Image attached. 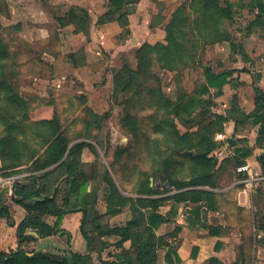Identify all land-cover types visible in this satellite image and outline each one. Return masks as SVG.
Segmentation results:
<instances>
[{
    "label": "crops",
    "instance_id": "crops-1",
    "mask_svg": "<svg viewBox=\"0 0 264 264\" xmlns=\"http://www.w3.org/2000/svg\"><path fill=\"white\" fill-rule=\"evenodd\" d=\"M192 1L129 0V3L123 9L108 15L110 10L113 9L110 0H75L77 4L83 5L90 15L91 36L84 46L83 63L80 62L79 55L74 56L78 52L76 47L72 51L73 56L68 58L67 65L61 64L59 59L55 63V74L62 79L59 85H55L56 91L66 92L68 99L74 102H78V99H83L82 96H84L86 98L85 103L94 110L95 114L105 116L103 119L105 127L115 116V118H119L118 128L123 131V135L125 134L124 131L129 134L122 126V114H118L116 111L110 114L105 113L109 110V104L114 95L115 73L125 67L136 70L138 51L147 43L156 44L163 41L165 35L163 25L182 3ZM236 1L232 0L234 4L236 3L235 13L232 20L227 22V32L231 35L232 42L238 45V48L233 50L230 41L216 42L206 46L207 49H212L211 53L215 58L224 56L223 62L230 61V64L233 65L229 69L221 68L219 71L211 67L216 73L227 70L233 71V75L223 88L221 96H214L215 89L211 90L212 101L215 104L227 102L226 109L225 112L212 111V113L210 112L211 107H207L204 118L198 117L202 110L197 112L198 121L207 120L215 114L229 118V115L233 113V108L249 115L256 108V89L264 93V24L252 26V22L258 15V10L239 9ZM158 4L164 8L162 16L166 20L153 29L155 20L157 21L156 17L160 14ZM130 5L133 7V13L127 11V7ZM123 15H126L129 22L126 28H123L119 22L120 17ZM101 18L103 20L100 22ZM208 53L209 50L206 54ZM257 57H262L261 63ZM253 75L258 81L253 80ZM203 80L205 82L204 74ZM209 96L207 95L204 98L208 99ZM51 105L42 108L54 109V101L51 102ZM40 115H42L40 118L50 120L54 116V111H45L44 113L42 111ZM236 116L238 120H242V116L238 114L229 118L223 123V130L216 133L214 137V141L220 145L215 153L216 167L213 171L216 187L197 186L177 190L167 184H162L160 180L150 177V187L157 188L160 191L159 194L146 196L128 193L126 187L123 190L120 186L109 166V162L105 160L104 156L108 150V143L107 141L102 143L101 137L98 139V134L103 132L101 125L99 130L93 131L92 139L86 138L74 141L70 147L81 141L89 144L83 149L79 161L83 165L81 166L83 172L90 177L86 192L91 193L97 185L98 197L95 209L101 217L99 221L101 229L124 226L135 219L139 213L133 209L132 203H128L116 215L109 213L107 184L101 182V177L92 180L96 176L94 167L97 163L101 165V168L109 170L123 196L134 200L139 198H166L160 207V213L164 216L165 222L155 230V234L162 237L164 241V245L157 249L156 264H169L166 261L169 249H174L178 254L181 259L179 264H212L211 260L213 258L218 259L222 264H264V163L260 161V158L264 157V145L259 146L257 144L261 123L254 124L251 120L237 122ZM212 119L215 118L212 117ZM111 126L115 131L112 134L117 135L119 133L118 129L113 126V123H111ZM63 130L67 133L68 128L63 127ZM108 135H111V133L105 131L106 138ZM126 139L127 137L124 135L122 142L125 143ZM128 146L129 144L121 148ZM238 162L242 163L238 164ZM149 163L150 161L148 165ZM246 163L250 164L259 174V178L253 182L251 187L246 183L247 175L238 172V168ZM30 175L32 174H19L22 180H16L13 185V178L0 177V194L3 195L2 205L8 207L9 204L6 199L11 196L8 194L9 190L13 191L16 183H23V179L25 180ZM190 180V177H185L186 182H190ZM52 183L55 185V175L52 178ZM58 185V199L60 200L68 188L64 177H61ZM165 189H169V191L164 192ZM192 189L215 194L216 202L213 206L206 201H187L177 204L168 199L175 193ZM54 193L55 188L51 189L49 194L52 196ZM71 200L75 205L77 197L72 196ZM11 203V206L8 207L10 218L7 219L3 216L0 219V252H10L17 249V228L28 216V212L23 206L16 204L14 201ZM196 207L200 209L201 213L200 224L196 222L193 215ZM141 212L146 223L142 227H135V231L143 230L144 227L149 226L148 220L152 213L151 209L141 208ZM84 213L79 208V210L66 214L60 227L63 231L57 236H52L48 241H44V243L55 244V237H58L59 240L66 241L63 244L64 249L88 255L89 261L87 264H105L117 261V255L122 252L123 248L126 250L131 248V240L124 242L123 248H119L116 245L120 240L119 236L103 235L100 237L97 233L91 232L93 226L90 222L86 223L85 226V230L90 231L91 241L89 243L81 231V221ZM44 220L53 226L57 218L51 215L46 216ZM103 243H107V247L101 250ZM194 248L197 249V254L193 258ZM44 251L49 253L59 252L51 247ZM172 260L177 264L175 256H172Z\"/></svg>",
    "mask_w": 264,
    "mask_h": 264
},
{
    "label": "trees",
    "instance_id": "trees-1",
    "mask_svg": "<svg viewBox=\"0 0 264 264\" xmlns=\"http://www.w3.org/2000/svg\"><path fill=\"white\" fill-rule=\"evenodd\" d=\"M110 1L113 9L110 10L108 15L123 9L129 3V0ZM236 2L239 9L258 10V15L252 22V26L264 24L263 0H237ZM235 4L232 0H193L192 2H185V5L181 6L173 14L171 21L166 26L168 44L166 46L145 44L137 53L138 66L136 70L125 67L115 73L113 99L118 100L119 103L123 101V105L129 102L134 103L135 100L129 98L132 88H148L152 90L158 88L159 96H162L160 84L157 81L152 82L154 85L148 86V84H140L138 81L140 77H136L140 71H143L142 61L148 54H155L159 57L163 54L162 56L166 62H162V64L168 66V70H175L177 68L185 69L187 64H192L191 60L195 59L194 57L197 53L199 54V51L216 42L230 41L232 49L236 50L238 45L232 42L231 35L227 32V22L233 18ZM184 7L187 9L186 12L189 18L182 16L184 14ZM102 20L101 18L99 21L101 22ZM185 20L189 22L192 38L183 44L181 41L183 39L182 23ZM89 22L91 24V18H89ZM119 22L123 28H126L129 23L126 15L121 16ZM189 43L190 46H188ZM187 46L188 48L190 47L189 51ZM185 56H189V58ZM203 74L205 82L201 83L194 94L183 98L178 104H175L171 111V115L177 117L179 121L190 118L191 122L188 123L189 125L195 123L196 130L192 131L188 129L182 132L181 129H173L170 120H167L168 127H165L166 124L160 129L156 127L157 133L163 134L166 137L165 140L171 143L169 150L165 148L152 149L148 145L145 139V136L148 135V127L143 124L144 119L139 118L137 112L124 111L122 114V126L131 134L133 139L128 147H120L115 150V159L109 162V166L115 177L118 174L116 167H119L118 169L123 171L126 168L128 170L132 168V172L135 170L132 175H129L134 176L135 173L137 175L133 183L134 194L153 196L160 193L157 188L150 187V177L160 180L162 184H167L177 190L197 186L216 187L213 171L216 167L215 153L220 145L214 141V137L216 133L223 130V123L236 114L242 116V120H238L236 116L237 122L251 120L254 124L261 123L257 144L259 146L264 145V93L259 89H256V108L251 114H243L237 111V108H233V113L229 115V118L215 114L207 120L198 121V117L204 118L207 113L206 108L210 107V101L204 99V97L207 95L212 96V89H215L214 96H221L223 88L233 75V71L227 70L216 73L208 66L204 67ZM120 90L124 94V98L119 97ZM150 92L155 93V91ZM20 100L23 111L28 113L30 109L28 101L25 98H21ZM201 110L202 113H199L197 117V112ZM88 114L89 117L84 130L86 138L90 139L93 138V131L99 130L101 127V122L105 116H99L92 110H89ZM212 117L215 119L213 120ZM148 120L149 118L146 119V121ZM35 126L36 133L44 136V144L41 150H34L22 139L12 137L2 144L3 148L0 150V159L3 161V170L5 171L3 176L7 178L12 177L16 174V171L18 172L17 175L21 174L18 171V168L21 166H29L28 174H32L26 177L23 183H16L14 185L13 201L23 206L28 212V216L17 228V249L10 252L1 251L0 264H87L89 261L88 255H82L69 249L49 253L42 250L39 246V243H44V241H48L52 236H57L61 233L63 230L60 227L64 216L70 212L79 210V208L85 212L81 221V231L89 243L91 241L89 236L90 231L85 230L86 223L88 222L93 226L91 232L97 233L100 237L103 235L119 236L120 240L116 243L119 248H123L124 242L128 240L132 241L130 249L126 250L123 248L122 252L117 255V261L105 264H156L157 249L164 245V241L162 237H158L155 234V230L165 222L164 216L160 213V207L166 198H139L134 200L133 198L123 196L109 170L101 168V165L97 163L95 164L96 167H94V174L96 176L92 180H97L101 177V182L107 184L109 213L112 215L120 213L121 209L128 203H132L133 209L139 213L135 219L129 221L124 226L101 229L102 227L99 222L101 217L95 209L98 197L96 191L97 185L94 188L95 191L93 190L91 193L86 192V186L90 177L83 172L81 167L83 165L79 161L83 149L89 146V144L81 141L70 147L74 141L80 138L70 140L66 131L63 130L60 119L56 115L51 120H42L35 123ZM172 144H175V148H173ZM140 148L143 149V152H145V148L148 154L153 152L154 157L160 158L159 160H155L156 158L153 161L151 160V166L149 164L148 167H151L150 170H142L143 168H140L138 164L130 166V161H127V159L138 156L137 153ZM168 152L170 154L167 155L166 153ZM184 152H191L192 154L185 155ZM106 153H108V150ZM96 154L98 155V153ZM124 155L126 156L122 159ZM5 161L10 162V164H6ZM260 161L264 163V157H261ZM241 163L238 162V164ZM54 175L55 185L52 183ZM186 176L190 177V182L185 181ZM61 177H64L68 188L59 200L58 183L61 181ZM120 186L123 190L125 189L124 185L120 184ZM53 188H55V193L50 196L49 193ZM167 191L169 189L164 190V192ZM72 196L77 197L75 205L71 200ZM2 198L3 195L0 194V219L3 216L9 219V210L8 207L2 205ZM168 199L173 200L177 204L187 201H206L213 206L216 202L215 194L195 189L175 193ZM141 208L151 209L152 213L148 220L149 226L144 227L143 230L135 231V227H142L146 223ZM51 215L57 218L53 226L44 220L46 216ZM193 215L196 222L200 224L201 213L198 207L194 208ZM30 232H37L39 238ZM31 245H34L35 248L29 249L28 247ZM106 247L107 243H103L101 250H104ZM196 254L197 249L194 248L192 253L193 258L196 257ZM172 256H175L177 264L181 263V259L174 249L168 250L166 256L167 263L175 264ZM211 263L222 264L216 258H213Z\"/></svg>",
    "mask_w": 264,
    "mask_h": 264
},
{
    "label": "rangeland",
    "instance_id": "rangeland-1",
    "mask_svg": "<svg viewBox=\"0 0 264 264\" xmlns=\"http://www.w3.org/2000/svg\"><path fill=\"white\" fill-rule=\"evenodd\" d=\"M184 5L185 3L181 4V6ZM158 7L160 14L156 17L157 21L153 22V29L166 20L162 16L164 8L160 4H158ZM183 10L184 14L182 16L189 18L186 12L187 9L184 7ZM85 14H89L86 8L83 5L77 4L75 0H0V150L3 148L2 144L11 137L22 139L34 150H41L44 144V136L36 133L35 123L47 120L40 118L42 111L43 113L45 111H54L52 119L55 118V115L58 116L62 127L68 128L67 134L70 140L78 138L81 140L86 139L84 129L89 117L88 112L89 110H94L87 106L84 96H82L83 99L80 98L78 102H74L68 99L66 92L62 90L57 92L55 87V85H59V82L62 81L61 77L55 74V63L58 59L61 64L67 65L69 62L68 58L73 56L72 51L76 47L78 52L74 56L79 55L80 62H84L82 58L84 46L91 36L90 15L86 16ZM172 17L173 15L163 25L165 29L163 41L149 45L166 46L168 44L166 26ZM182 26L183 39L181 41L185 44L187 40H191L192 33L189 22L185 20ZM188 46H190V43ZM188 46L187 49L189 51L190 47L188 48ZM208 50L209 53L206 54ZM211 50L205 47L199 51V54L195 55L194 60H191L192 64H187L185 69L177 68L175 70H168L169 67L162 64V62H166L162 56L163 54L160 57L155 54H148L142 61L143 71H140L136 77H140V80H138L140 84H148V86L154 85L152 82L157 81L160 84L162 96H159V90L156 86H154L156 90L132 88L129 98L134 99V103L129 102L130 105L126 102L127 104L123 105L122 100L119 103L112 96L109 110L105 113L110 114L113 111H116L118 114H123L124 111L137 112L138 117L144 119L143 124L148 127V135L145 136L148 145L152 149L165 148L169 150L171 143L165 140L166 137L163 134L161 135L156 131L157 128H163L164 124H166L165 127H168L167 120L171 121L173 129H181L182 132L188 129L194 131L197 128L194 126L195 123L189 125L188 122H191L190 118L179 121L177 117L171 115L175 104H178L180 100L197 91L204 81V67H213L214 70L219 71L221 68L229 69L233 66L230 64V61L223 62L224 56L215 58ZM193 53L195 54L194 51ZM258 58L261 63L262 57ZM252 78L258 81V79L254 78V75ZM150 91H155V93ZM119 97L124 98L121 90ZM21 98H25L29 103L30 109L28 113H25L21 107ZM208 100L210 101V112H225L227 102L215 104L212 101V96H209ZM52 101L55 104L54 109L42 108L44 106H52ZM148 118L149 122L146 121ZM111 123L118 129L119 133L117 135L112 134L115 131H113ZM118 125L119 118H115V116L112 117V120L109 121L106 127L103 121L101 123L103 132L102 134H98V139L101 137L102 143H106V141L108 143V153L106 155L104 153L107 162L114 161L115 150L131 144L133 139L131 134H127L124 131L127 139L123 143V131L118 128ZM105 131L111 133L107 138ZM172 146L175 148V144H172ZM144 151L140 148L137 153L138 156L127 159V161H130V166L138 164L140 168H143L142 170L151 169V167H147L149 166L148 162L150 161L149 164L151 166V160L153 161L156 157L153 156V152L148 154L145 148ZM159 159L156 158L155 160ZM5 162L6 164H10L8 161ZM3 168L4 164L0 159V177L5 178L3 176L5 172ZM28 168L29 166H21L18 168V171L21 175L23 173L28 174ZM116 171L118 174L115 178H117L119 184L124 185L128 193H133V183L137 175L136 173L134 176L129 175H132L135 170L132 172V168L130 170L126 168L123 171L116 167ZM17 173L16 171V174L11 178L21 181L22 178ZM23 181L25 180L23 179ZM10 197H6L8 199L5 198L9 204L8 207L11 206V202L13 201L12 197ZM60 241L58 237H55L54 243L57 245L55 247L64 249L63 244L66 241ZM28 248L33 249L35 246L31 245Z\"/></svg>",
    "mask_w": 264,
    "mask_h": 264
},
{
    "label": "built area",
    "instance_id": "built-area-1",
    "mask_svg": "<svg viewBox=\"0 0 264 264\" xmlns=\"http://www.w3.org/2000/svg\"><path fill=\"white\" fill-rule=\"evenodd\" d=\"M238 172L245 173L247 175L246 183L249 187L253 186V182H255L259 178V174L248 163L239 167ZM15 182H16V179H13L12 184H14ZM9 194L12 196L13 191L9 190Z\"/></svg>",
    "mask_w": 264,
    "mask_h": 264
},
{
    "label": "water",
    "instance_id": "water-1",
    "mask_svg": "<svg viewBox=\"0 0 264 264\" xmlns=\"http://www.w3.org/2000/svg\"><path fill=\"white\" fill-rule=\"evenodd\" d=\"M127 11L129 13H133V7L130 5L129 7H127ZM185 155H191L192 153L191 152H184ZM32 235H34L35 237L39 238V235L37 232H30ZM39 246L41 249L43 250H46L48 249L49 247L53 248V249H56L58 251H62L63 249L61 248H56L53 244H49V243H39ZM65 251V250H64Z\"/></svg>",
    "mask_w": 264,
    "mask_h": 264
}]
</instances>
